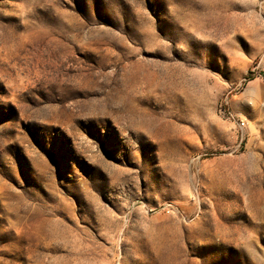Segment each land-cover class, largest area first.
I'll return each instance as SVG.
<instances>
[{"label":"rangeland","instance_id":"obj_1","mask_svg":"<svg viewBox=\"0 0 264 264\" xmlns=\"http://www.w3.org/2000/svg\"><path fill=\"white\" fill-rule=\"evenodd\" d=\"M0 264H264V0H0Z\"/></svg>","mask_w":264,"mask_h":264},{"label":"built area","instance_id":"obj_2","mask_svg":"<svg viewBox=\"0 0 264 264\" xmlns=\"http://www.w3.org/2000/svg\"><path fill=\"white\" fill-rule=\"evenodd\" d=\"M237 124L240 130H243L246 127V123L243 120H238Z\"/></svg>","mask_w":264,"mask_h":264}]
</instances>
